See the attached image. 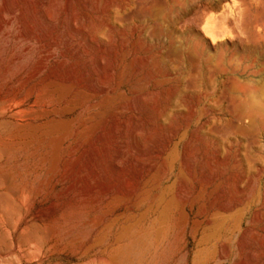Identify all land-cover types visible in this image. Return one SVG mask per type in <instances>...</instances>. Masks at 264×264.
<instances>
[{
    "label": "rangeland",
    "instance_id": "1",
    "mask_svg": "<svg viewBox=\"0 0 264 264\" xmlns=\"http://www.w3.org/2000/svg\"><path fill=\"white\" fill-rule=\"evenodd\" d=\"M0 200V264H264V0H0Z\"/></svg>",
    "mask_w": 264,
    "mask_h": 264
},
{
    "label": "bare ground",
    "instance_id": "2",
    "mask_svg": "<svg viewBox=\"0 0 264 264\" xmlns=\"http://www.w3.org/2000/svg\"><path fill=\"white\" fill-rule=\"evenodd\" d=\"M251 105H252V104H251ZM249 107H250V106H249ZM251 108H252V107H251ZM132 189H133V188H132ZM134 189H135V188H134ZM132 194H133V193H132ZM161 194H162V196H161ZM161 194H159V195H160L161 198H163V193L161 192ZM2 195H3V194H2ZM172 196H173V195H172ZM1 197H3V196H1ZM4 197H5V196H4ZM8 198H9V197H8ZM155 198H156V197H155ZM155 198H154V199H155ZM168 198H169V197H168ZM3 199H6V198H3ZM170 199H171V198H170ZM171 200H173V199H171ZM171 200H167V202H168L169 205H170L169 202H172ZM0 201H1V200H0ZM6 201H8V200H6ZM140 201H142V200H140ZM159 201H160V200H159ZM1 202H2V201H1ZM1 202H0V203H1ZM165 202H166V201H165ZM167 202H166V203H167ZM160 203H161V201H160ZM6 204H7V206L9 205L8 202H6ZM11 204H12V203H11ZM168 204H166L167 206H166V207H163V208L166 209L167 207H169ZM172 204H173V203H172ZM4 206H5V205H4ZM17 206H18V205H17ZM155 206H156V205H155ZM157 206H158V204H157ZM157 206H156V207H157ZM10 208H11V207H10ZM10 208H9V209H10ZM161 208H162V207H161ZM13 209H14V208H13ZM10 210H11V209H10ZM16 210H17V209H16ZM16 210H15V211H16ZM163 210H164V209H163ZM7 211H9V210H7ZM164 211H165V210H164ZM5 212H6V211H5ZM11 212H12V211H11ZM165 212H166V211H165ZM165 212L163 213V212L161 211V213H163V215L165 214ZM10 214H11V213H10ZM16 215H17V214H16ZM11 216H12V215H11ZM141 216H142V215H141ZM159 216H160V215H159ZM144 217H145V216H144ZM164 217H165V216H164ZM161 219H162V218H161ZM164 220H165V219H164ZM164 220H159V221H160V223H161V222L164 221ZM219 222H220V221H219ZM216 223H217V222H216ZM161 224H162V223H161ZM214 225H216V224H214ZM36 226H37V225H36ZM212 226H213V225H212ZM34 227H35V226H34ZM215 227H216V226H215ZM35 228H37V227H35ZM126 228H127V227H126ZM209 228H210V227H209ZM38 229H39V228H38ZM156 230H157V228H156ZM25 231H26V230H25ZM40 232H41V231H40ZM126 232H127V231H126ZM34 233H36V232H34ZM158 233H160L159 230H158ZM208 233H209V232H208ZM212 233H213V232H212ZM38 234H39V232H38ZM38 234H37V235H38ZM1 235H2V234H1ZM34 235H36V234H34ZM158 235H159V234H158ZM158 235H157V236H158ZM30 236H31V235H29V237H30ZM157 236H156V237H157ZM2 237H4V236L2 235ZM32 237L34 238L35 236L32 235ZM38 237H39V236H38ZM50 237H51V235H50ZM117 237H118V236H117ZM4 238H5V237H4ZM26 238H27V237H26ZM33 238H32V239H33ZM204 238H205V237H204ZM49 239H50V238H49ZM5 240H6V238H5ZM27 240H28V239H26V243H27ZM35 240H38V239L35 238ZM43 240H44V239H43ZM20 241H21V240H20ZM39 241H41V239H40ZM39 241H38V242H39ZM47 241H48V240H47ZM76 241H77V240H76ZM204 241H205V239H204ZM0 242H1V241H0ZM1 243H2V242H1ZM46 243H47V242H46ZM52 244H53V243H52ZM1 245H2V244H1ZM3 245H4V242H3ZM20 245H21V244H20ZM22 245H24V244H22ZM48 245H49V244H48ZM4 247H5V246H4ZM44 248H45V247H44ZM50 248H51V246H50ZM47 249H48V248H47ZM47 249H46V250H47ZM60 252H62V251H60ZM21 255H22V254H21ZM3 256H4V255H3ZM111 258H112V257H111ZM4 259H5V258H4ZM4 259H3V260H4ZM110 260H111V259H110ZM114 260H115V259H114ZM114 260H113V262H114ZM102 262H103V261H102ZM98 263H99V262H98ZM102 264H103V263H102Z\"/></svg>",
    "mask_w": 264,
    "mask_h": 264
}]
</instances>
